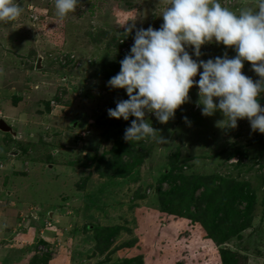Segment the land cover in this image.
<instances>
[{
	"label": "rangeland",
	"instance_id": "374dc122",
	"mask_svg": "<svg viewBox=\"0 0 264 264\" xmlns=\"http://www.w3.org/2000/svg\"><path fill=\"white\" fill-rule=\"evenodd\" d=\"M17 3L0 22V264H264V133L201 115L195 85L167 123L146 114L165 143L126 142L134 117L107 115L128 98L106 86L124 26L159 28L164 0H80L63 20L54 0Z\"/></svg>",
	"mask_w": 264,
	"mask_h": 264
},
{
	"label": "clouds",
	"instance_id": "9594fccd",
	"mask_svg": "<svg viewBox=\"0 0 264 264\" xmlns=\"http://www.w3.org/2000/svg\"><path fill=\"white\" fill-rule=\"evenodd\" d=\"M79 3L54 0L56 17L63 20ZM164 4L159 28L124 26L126 36L134 33L133 44L120 60L118 73L106 84L111 89H124L128 97L107 109L109 118L128 121L134 117L123 140L130 143L152 138L165 143L146 114L167 123L189 100L194 85L201 115L219 111L224 117L219 125L227 128H236L237 121L246 118L253 132L264 133V106L258 102L264 93V0L238 10L225 7L221 0H164ZM21 13L17 0H0V22L14 21ZM211 43L230 47L235 55L229 57L225 52L199 59L201 46ZM244 61L250 62L258 79L242 72ZM198 70L199 79L194 80ZM182 119L190 123L186 116Z\"/></svg>",
	"mask_w": 264,
	"mask_h": 264
},
{
	"label": "water",
	"instance_id": "95a60500",
	"mask_svg": "<svg viewBox=\"0 0 264 264\" xmlns=\"http://www.w3.org/2000/svg\"><path fill=\"white\" fill-rule=\"evenodd\" d=\"M0 129L8 131L11 129V127L4 121V119L0 118Z\"/></svg>",
	"mask_w": 264,
	"mask_h": 264
},
{
	"label": "trees",
	"instance_id": "16d2710c",
	"mask_svg": "<svg viewBox=\"0 0 264 264\" xmlns=\"http://www.w3.org/2000/svg\"><path fill=\"white\" fill-rule=\"evenodd\" d=\"M80 65H81V62H80Z\"/></svg>",
	"mask_w": 264,
	"mask_h": 264
}]
</instances>
